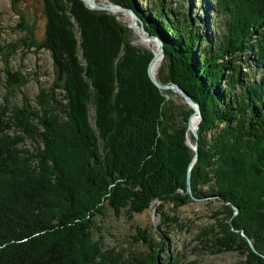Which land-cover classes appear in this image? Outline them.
Listing matches in <instances>:
<instances>
[{"label":"trees","instance_id":"trees-1","mask_svg":"<svg viewBox=\"0 0 264 264\" xmlns=\"http://www.w3.org/2000/svg\"><path fill=\"white\" fill-rule=\"evenodd\" d=\"M110 1L132 7L131 0ZM213 1L221 18L217 35L209 38L188 13H171L162 3L161 22L146 30L167 42L163 83H176L201 107L192 194L225 203L230 221L211 250L240 251L245 264H264V76L254 81L241 73V66L264 72V0ZM42 4L43 47L64 82L66 103L56 100L61 85L55 82L38 95L37 109L26 98L21 106L11 107L6 98L0 106V264H178L163 261L161 242L125 258L94 240L95 218L106 207L119 217L123 211L142 213L153 202L161 213L166 205L178 209L192 201L187 127L173 125L178 108L165 97L171 92L161 93L148 78L152 54L125 42L127 29L117 17L91 11L80 0ZM6 74L9 90L20 84L16 73ZM90 101L98 134L88 120ZM191 114L188 109L177 115L187 122ZM28 140L35 144L32 151L24 146ZM162 215L170 228L175 219Z\"/></svg>","mask_w":264,"mask_h":264},{"label":"rangeland","instance_id":"rangeland-1","mask_svg":"<svg viewBox=\"0 0 264 264\" xmlns=\"http://www.w3.org/2000/svg\"><path fill=\"white\" fill-rule=\"evenodd\" d=\"M96 1L103 5L113 3L110 0ZM160 3L166 6L171 13L178 9L182 13H188L195 23L196 30L201 33L206 32L209 38L217 35L219 33L218 30L220 31L217 28V24L221 18L219 19L213 10V0H131L132 7L128 8L135 11L138 15V26L141 27V24H143L145 30L146 28L149 30V28L152 29L153 27V24L150 23L159 24L161 22L160 18L157 17L159 10H161ZM125 4L128 5V2H125ZM163 6L162 11L168 18ZM110 15L117 17V21L127 29V34L124 38L125 42H129L138 51L144 52L150 49L155 53L158 46L153 41L151 43L149 40L144 39L142 32H140L142 36L134 32V18L130 13L124 11ZM168 19L170 20V18ZM172 20L174 21V19L170 21ZM72 22L74 23V35L79 46V59L81 60V65L86 66V61L82 57V49L80 48L82 42L81 31L74 19ZM46 23L42 0H0V106L4 104L5 98L9 100L11 107L21 106L24 98H26L29 105L33 109H37L38 95L41 91H49L55 82L61 85L55 91L56 100L62 101L63 104L66 103V101H63L62 86L64 82L58 80V70L54 65L53 58L50 52L43 47L47 38ZM157 36L163 40L165 49L166 40L162 34H157ZM124 47L123 45L121 49H124ZM165 55L164 51V59L156 75L157 80L165 85L176 84L169 80L163 83L161 75L167 76L168 73L165 65ZM249 57L251 61H254L252 55H249ZM243 58L248 59L247 55ZM251 63L253 64V62ZM7 70L14 74L16 73L21 80L18 86H14L10 90L6 86ZM248 72L254 81L264 76L262 71L257 73L256 69L252 71L248 66H241V73L245 74ZM160 77L162 79H159ZM168 91L171 93L165 95L166 99H171L178 108L173 125L187 127L185 144L193 152L191 164L195 156L193 147H195L197 141L193 134L191 142L189 141L188 132L190 129L188 130V121L184 122L183 117L177 115L181 111L191 110V108L174 91ZM87 110L89 123L95 133L98 134L96 123L97 109L93 101L88 103ZM197 129L199 135V126ZM214 132L216 130L208 135V140L211 139ZM99 145L102 148L100 139ZM24 146L31 151L35 148V144L29 140L25 142ZM208 188L210 187H203V192H208ZM189 196L192 201L186 206L174 209L172 206L166 205L161 213L156 210L159 205L158 202H153L147 210L142 213H135L132 216L123 211L119 217H116L113 210L106 207L105 215L95 218L94 240H101L103 251L115 249L116 252H122L125 258H130L134 253L149 252L150 245L161 242L164 249L162 254L163 261H169V263L177 261L178 264H245L246 254L244 255L240 251L215 253L214 249L211 250L212 240L216 234L221 232L224 224L230 223L224 207L225 203L210 194L207 197L201 196L200 199L195 198L193 194H189ZM232 208L235 211V215H237L238 211L234 207ZM164 212L175 219V223L170 228L164 227V223L167 222V219L162 215ZM160 226L163 227L162 233L158 229ZM242 233L243 231L240 233L241 236L245 238ZM245 240L247 241L246 238ZM248 245L251 248L249 243ZM252 251L261 255L256 249H252Z\"/></svg>","mask_w":264,"mask_h":264},{"label":"water","instance_id":"water-1","mask_svg":"<svg viewBox=\"0 0 264 264\" xmlns=\"http://www.w3.org/2000/svg\"><path fill=\"white\" fill-rule=\"evenodd\" d=\"M85 6L87 9L91 10V11H97V12H106L108 14H117V13H120V12H128L130 13L133 18H134V22H133V30L134 32L138 34V31L137 29L135 28V24H137L139 18H138V15L136 14L135 11H133L132 9H129V8H125L123 6H119L117 4H110V5H103V4H99L96 0H80ZM140 32H142L143 34H145L147 37L153 39L155 42H156V45L158 46V54L159 56H161V59L163 60L164 59V43H163V40L157 36V35H151L148 31L145 30L143 24H141V27H140ZM149 52H151L152 54V58H151V61L149 62L148 64V67H147V75H148V78L150 79V81L152 82V84L159 89V91L163 92V91H168V90H172L174 91L177 95H179L184 103L186 105H188L189 108H191V110L193 111L192 114L190 115V118L188 120V130L191 128L190 127V122H191V119L195 116H198V121L199 123L202 121L203 119V116H202V112H201V107L200 105L195 102L192 97L187 94L183 88H181L179 85L177 84H168V85H165V84H162L161 82H159L157 80V77L156 75H154L152 72H151V66L153 64V62L155 61V59L157 58V55L154 54L150 49H149ZM192 130V134H193V137L196 139L197 143L195 145V147H193V150L195 151V156L189 166V173H188V180H187V193L192 195V189H191V181H190V178H191V175H190V172H191V169L192 167L195 165V163L197 162V159H198V150H199V144H198V140H199V135H198V129H191ZM234 209L236 211H238V209L236 207H234ZM243 236L247 239L248 243L250 244L251 248L255 250L253 244H252V241L244 234V232L242 233Z\"/></svg>","mask_w":264,"mask_h":264},{"label":"bare ground","instance_id":"bare-ground-1","mask_svg":"<svg viewBox=\"0 0 264 264\" xmlns=\"http://www.w3.org/2000/svg\"><path fill=\"white\" fill-rule=\"evenodd\" d=\"M134 26H135V28L137 29L138 34H139L140 36L143 35L144 39L149 40L151 43H152V41H153V43L156 44V42H155L153 39L147 37V36L144 35V34L141 35V33H140V27L138 26V24H135ZM157 52H158V49L155 50V53H154V54L157 55V54H158ZM162 61H163V60L161 59V56L157 55V58L155 59V61L153 62L152 66H151V72H152L154 75H157L158 69H159V67H160ZM190 124H191V125H190L191 128H190V130H189V132H188V139H189V141L191 142V136H192V130H191V129H196V128H198V126H199L198 116L193 117V118L191 119ZM189 141H188V142H189Z\"/></svg>","mask_w":264,"mask_h":264}]
</instances>
